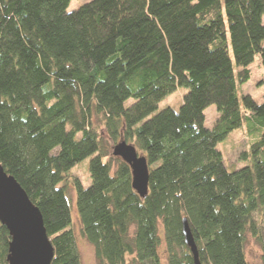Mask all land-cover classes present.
I'll list each match as a JSON object with an SVG mask.
<instances>
[{
	"label": "trees",
	"instance_id": "obj_1",
	"mask_svg": "<svg viewBox=\"0 0 264 264\" xmlns=\"http://www.w3.org/2000/svg\"><path fill=\"white\" fill-rule=\"evenodd\" d=\"M69 1L0 0V167L24 188L41 180L27 194L38 208L71 184L96 264H161V234L166 264H193L183 218L203 264H247L264 210V100L239 89L255 55L264 69V0H89L67 12ZM180 87L179 110L151 116ZM244 119L239 161L253 163L228 171L217 144ZM102 133L145 157V198ZM87 158L84 188L71 170ZM44 224L50 264H81L70 214ZM9 242L0 225V264Z\"/></svg>",
	"mask_w": 264,
	"mask_h": 264
},
{
	"label": "rangeland",
	"instance_id": "obj_2",
	"mask_svg": "<svg viewBox=\"0 0 264 264\" xmlns=\"http://www.w3.org/2000/svg\"><path fill=\"white\" fill-rule=\"evenodd\" d=\"M89 0H70L67 6V12L77 10L80 6L88 2ZM264 23V20H263ZM261 39H257L260 43ZM250 71L249 81L242 85L239 89L240 94L250 96L256 103H262L264 100V69L261 66L259 55H255L254 60L248 65ZM187 89L180 87L177 88L172 94L167 96L157 106L156 112L170 108L173 111H178L184 95ZM132 102L130 99L126 102L125 106ZM205 126L210 128L217 117V111L214 105H210L204 111ZM251 123L243 120L241 128L232 131L222 142L217 144V149L221 152L223 157L224 166L228 171H233L244 166H252L253 160L251 156L247 159L239 161L240 155L249 149V134H247L248 127ZM103 144L106 149L109 148V154L111 155V144L107 139L105 133H102ZM107 160V159H105ZM90 158H87L77 163L71 170L74 177L80 180L84 188L90 184L88 175V166ZM41 184V180H32L30 184L25 185V191L28 195H31L33 191ZM69 188L62 190L61 187H57L52 192L44 195L41 198L39 209L43 215L45 223L58 219L64 216L66 213L70 214V226L74 232L76 238V245L80 256L81 264H96L94 249L82 236L80 232V226L76 215V205L74 202V191L69 183ZM255 222V234H247L246 242L244 246V254L247 264H264V210L253 214ZM165 244L162 239L158 247V253L161 264H166V250ZM127 264H133L131 257H128Z\"/></svg>",
	"mask_w": 264,
	"mask_h": 264
},
{
	"label": "water",
	"instance_id": "obj_3",
	"mask_svg": "<svg viewBox=\"0 0 264 264\" xmlns=\"http://www.w3.org/2000/svg\"><path fill=\"white\" fill-rule=\"evenodd\" d=\"M111 155L119 158L130 169L132 189L145 198L148 191V167L144 156L125 141L117 142ZM0 225L10 236L7 264H50L54 248L47 236L40 209L25 190L0 167ZM182 235L193 264H203L186 218L182 219Z\"/></svg>",
	"mask_w": 264,
	"mask_h": 264
}]
</instances>
